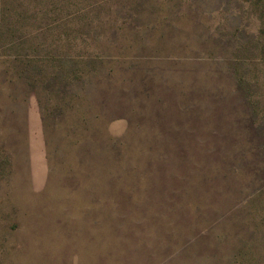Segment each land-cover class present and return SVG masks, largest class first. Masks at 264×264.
Masks as SVG:
<instances>
[{
    "label": "rangeland",
    "instance_id": "1",
    "mask_svg": "<svg viewBox=\"0 0 264 264\" xmlns=\"http://www.w3.org/2000/svg\"><path fill=\"white\" fill-rule=\"evenodd\" d=\"M0 264H264V0H0Z\"/></svg>",
    "mask_w": 264,
    "mask_h": 264
}]
</instances>
